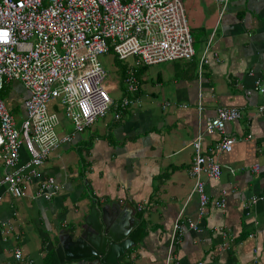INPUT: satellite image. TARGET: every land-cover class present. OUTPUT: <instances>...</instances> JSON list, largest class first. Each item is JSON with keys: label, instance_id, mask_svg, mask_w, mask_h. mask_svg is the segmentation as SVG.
Segmentation results:
<instances>
[{"label": "crops", "instance_id": "0c3cea01", "mask_svg": "<svg viewBox=\"0 0 264 264\" xmlns=\"http://www.w3.org/2000/svg\"><path fill=\"white\" fill-rule=\"evenodd\" d=\"M181 2L193 58L139 67V90L121 118L115 119L112 108L84 132L73 133L59 102L49 104L59 119L57 134L72 135L40 167L41 178L54 177L61 191L46 200L31 197L34 184L23 186L21 197L1 189L0 264H42L47 253L57 256L58 245L71 244L66 231L92 204L108 215L121 213L123 225H133L131 240L141 221L146 226L145 237L133 241L121 264H165L175 220L197 217L188 174L190 142L199 134L204 149L218 141L219 136L204 133V125L219 107H236L242 114L225 125L235 143L216 157L220 177L204 178L210 201L223 199L225 207L210 202L199 231L186 229L172 252L179 264H264V200L251 201L264 189V113L258 111L264 95L254 90L255 80L264 84V0H230L221 16L216 0ZM210 36L209 62L198 75ZM117 69L119 80L107 81L118 90L115 101L123 95L124 66ZM5 89V103L21 122L28 92L18 80ZM28 159L21 148L19 164ZM3 175L0 161V179ZM15 249L21 251L18 260Z\"/></svg>", "mask_w": 264, "mask_h": 264}, {"label": "built area", "instance_id": "2783aa9c", "mask_svg": "<svg viewBox=\"0 0 264 264\" xmlns=\"http://www.w3.org/2000/svg\"><path fill=\"white\" fill-rule=\"evenodd\" d=\"M229 1L216 0L220 16ZM211 41L212 36L199 60L198 75L209 62ZM110 51L126 63L123 95L116 101L108 94L107 73L98 61ZM194 54L181 0H0V92L13 80L28 92L19 128L0 97V161L4 168L0 201L1 189L21 197L23 186L32 184L36 186L32 198L48 200L60 193L61 185L54 177L41 178L40 173L50 155L72 139V135L57 134L59 119L48 109L51 102H59L73 133H82L112 108L115 119L121 118L139 90V67L190 61ZM129 57L133 59L130 63ZM213 57L217 60L215 53ZM254 90L264 95L260 79L255 80ZM258 111L264 113V101ZM241 115L236 107H219L204 125V133L219 136L218 141L204 149L199 134L190 142L193 158L188 174L194 181L191 195L197 197V217L175 220L165 264H179L172 249L186 229L199 231L211 202L204 178L220 177L222 169L216 157L229 153L235 143L225 133V125ZM21 148L27 150L29 159L19 164ZM257 168L254 165L253 170ZM259 200H264V189L251 201ZM211 203L219 209L225 207L223 199ZM142 208L137 205L138 210ZM14 257L21 258L19 249Z\"/></svg>", "mask_w": 264, "mask_h": 264}, {"label": "water", "instance_id": "95a60500", "mask_svg": "<svg viewBox=\"0 0 264 264\" xmlns=\"http://www.w3.org/2000/svg\"><path fill=\"white\" fill-rule=\"evenodd\" d=\"M122 217L121 213L108 215L106 209L90 205L89 214L65 233L71 244L63 241L57 246L58 263L121 264L119 259L134 246L129 238L133 225L124 226Z\"/></svg>", "mask_w": 264, "mask_h": 264}, {"label": "rangeland", "instance_id": "374dc122", "mask_svg": "<svg viewBox=\"0 0 264 264\" xmlns=\"http://www.w3.org/2000/svg\"><path fill=\"white\" fill-rule=\"evenodd\" d=\"M115 60H117V58L112 51L108 52L107 54L100 55L98 57L99 63L101 64V66L107 73V81H111L112 83H116L119 80L117 76L118 69L115 64ZM132 60L133 59L131 57L127 59L128 62H132ZM185 61H188V60H185ZM117 93H118V90H116L115 87H111L108 91V94L110 96H114ZM15 121H16L17 128H19L21 122L17 121V119Z\"/></svg>", "mask_w": 264, "mask_h": 264}, {"label": "trees", "instance_id": "16d2710c", "mask_svg": "<svg viewBox=\"0 0 264 264\" xmlns=\"http://www.w3.org/2000/svg\"><path fill=\"white\" fill-rule=\"evenodd\" d=\"M194 42V40H193ZM118 60V59H117ZM115 60V64L116 66L122 67L125 65L123 62H121L120 60ZM144 68V67H143ZM139 70H137V73H139ZM6 86L3 88V90L0 92V97L4 100L6 97ZM137 94V93H136ZM56 112L59 114L61 113L59 110V107L55 109ZM141 221V220H140ZM146 235V226L145 224L141 221L135 228L134 230L131 232V237H132V241H134L135 243H139ZM42 264H59L58 263V259L57 256L55 254V252H49L46 254V256L43 258V263Z\"/></svg>", "mask_w": 264, "mask_h": 264}]
</instances>
